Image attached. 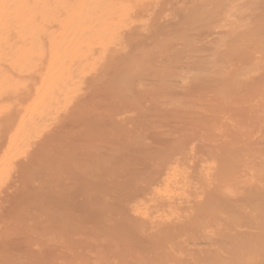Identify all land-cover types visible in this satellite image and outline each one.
Listing matches in <instances>:
<instances>
[{"label": "bare ground", "instance_id": "obj_1", "mask_svg": "<svg viewBox=\"0 0 264 264\" xmlns=\"http://www.w3.org/2000/svg\"><path fill=\"white\" fill-rule=\"evenodd\" d=\"M257 69L264 0H0L2 206L13 174L25 181L0 217V264H264V142L247 145L263 130ZM215 77L209 106L230 94L247 110L224 113L239 133L223 147L215 109L188 91ZM76 153L96 216L51 222L50 170ZM22 235L24 254L7 246Z\"/></svg>", "mask_w": 264, "mask_h": 264}, {"label": "rangeland", "instance_id": "obj_2", "mask_svg": "<svg viewBox=\"0 0 264 264\" xmlns=\"http://www.w3.org/2000/svg\"><path fill=\"white\" fill-rule=\"evenodd\" d=\"M202 33H203V31H202ZM201 33V34H202ZM207 45L205 44V47H206ZM205 49V48H204ZM240 58V57H239ZM238 58V60L236 61L235 59L236 58H234L233 60H235L234 61V63H237V64H240V63H238V61H244V58L242 57V59L240 60ZM236 65L232 68V69H235L234 70V74H235V72L237 71L236 70ZM227 70H229V69H227ZM258 71H256V73L254 74V75H252V77H251V82H252V80H254L255 79V85H256V83L258 82V81H264V74H262V72H259V71H262V69H257ZM259 72V73H258ZM229 73H233L231 70H230V72H228V74ZM258 73V74H257ZM225 75H224V78L222 79V80H224L225 79V76H226V72L224 73ZM227 74V75H228ZM259 75H261V76H259ZM256 76V78H254V79H252L253 77H255ZM229 77V76H228ZM231 77V76H230ZM258 77H259V79H258ZM216 79L213 81V82H211V83H209V84H205V86H204V84H202V86H199L198 88L197 87H192L191 86V88L188 90V91H190V92H195L196 90V94L195 95H197V94H202L203 96V98H199L198 96V98L201 100H203V99H206L202 104H201V102H199L201 105H204L205 107L207 106V108H212V110L213 109H215V110H213V112L214 113H210V114H212V116H210L209 115V117H212L214 120H216V121H214V123H215V125H216V123H220V125L219 124H217L216 126H219V127H217V128H220V129H218L220 132H219V134L220 135H218V134H216L215 133V137H218L217 139L216 138H213L214 137V134L212 133V132H209V133H207V135H208V137H210V138H213V139H215L216 141V143H218L219 144V142L221 143L220 145L223 147L224 145H223V140H224V138L227 136V135H230L229 137L230 138H232V137H235L236 135H237V132L239 133V131H237V130H235V128L233 129L231 126H224V124H225V121H226V115H228V116H230V118H232V120H234V121H237V120H239V121H241L240 120V118H243L244 116H245V114H246V112H247V110L243 113V114H241V115H237V111L239 110V109H236V108H238V106L240 105V104H238V106H237V104L236 103H234V102H236V98L234 97V95L233 96H230V94L226 97L227 99H225V100H221V99H223V97L224 96H226V95H224L222 98H220V100H218L217 102H218V104H217V102L215 103V106H209V104H211L212 102H214L213 100L215 99H213V97H211V96H213V94L216 92L215 91V89L217 88V87H219L220 85H222L221 84V82L223 83L224 81H222V80H220V78L221 77H215ZM221 82H220V81ZM214 83V84H213ZM254 84V83H253ZM215 85H217V86H215ZM214 86V87H213ZM242 86V85H241ZM209 88V89H208ZM213 88V89H212ZM240 89H241V87H239ZM192 89H195V91L194 90H192ZM205 89H207V90H205ZM211 89V90H210ZM236 89V88H235ZM199 90H200V92H199ZM243 90V89H242ZM242 90H238V88H237V92H239L240 94L241 93H244V92H246V91H242ZM207 91V93L208 94H206L207 96H205V92ZM211 91V92H210ZM212 91H215V92H212ZM249 91V90H248ZM204 92V93H203ZM233 92V91H232ZM237 92H234V93H237ZM213 93V94H212ZM238 93V94H239ZM205 96V97H204ZM215 96V95H214ZM201 97V96H200ZM207 97V98H206ZM225 98V97H224ZM228 98H230L229 100H228ZM208 99H210V100H208ZM226 100H228L226 103H224ZM234 102H233V101ZM210 101V102H209ZM220 101V102H219ZM205 102H207L206 104H205ZM229 102V103H228ZM230 102H232L233 104H232V106H231V104H230ZM250 102V101H249ZM253 102V101H252ZM219 103H224L225 105H227V106H225L224 105V107L222 106H220V104ZM246 103H248V102H246ZM245 103V104H246ZM251 103V102H250ZM199 104V105H200ZM221 104V105H222ZM244 104V105H245ZM236 105V106H235ZM218 106H219V108L221 107V111L220 110H217V108H218ZM247 106H249V105H247ZM246 105L245 106H243L242 105V107H247ZM255 106V105H254ZM235 109H234V108ZM239 107H241V105L239 106ZM218 108V109H219ZM225 108V109H224ZM244 109V108H243ZM243 109H241V111H239L240 113H242V110ZM222 110L223 111H225V112H222ZM228 110V111H227ZM215 111H216V113H215ZM219 111V113H217ZM230 111V112H229ZM229 112V113H228ZM224 113L226 114V115H224ZM234 114H236V115H234ZM217 115H220V116H217ZM224 115V116H223ZM222 116L225 118H223L224 119V122H223V120H221L222 119ZM235 116H241V117H236V118H234ZM218 117V118H217ZM220 117V118H219ZM244 118H246L247 119V116L246 117H244ZM243 118V119H244ZM221 120V121H220ZM262 123H264V121L262 120L261 121ZM260 122V123H261ZM77 123V122H76ZM76 123H74V124H76ZM260 123H258V124H260ZM227 124V123H226ZM257 124V125H258ZM257 125H252L251 126V129L253 130V131H258V130H260L261 129V127H262V129L263 130H260L259 131V135H258V139L257 138H255V140L254 139H252L251 141L249 140V138L248 139H246V142L249 140V142L247 143V145L248 144H250V146H254V145H256V146H258V145H260V144H262L263 142H264V138H262V137H260V133H262V131H263V133H264V124L262 125H259V126H257ZM79 125L78 124H76V126H71V127H74V129L75 128H77ZM254 126H256V129H254ZM223 127H224V129H223ZM227 127V128H226ZM231 129V130H230ZM82 130V128L79 130V134H80V131ZM222 130H224L225 132L223 133V131ZM226 130H227V132H226ZM233 130V131H232ZM249 130V129H248ZM82 131H84V130H82ZM81 131V132H82ZM222 131V132H221ZM251 132V130L248 132V134ZM77 134V132H74V135H76ZM79 134L75 137V136H73V135H68V137L69 138H71V139H73V140H70L68 137H66V139H65V137H62V138H64V139H61V141H64L65 143H69V142H72V141H74V142H76L75 140H77L78 139V141L81 139H83V137L82 136H84V134L81 136H79ZM223 134V137H222V139H221V135ZM227 134V135H226ZM224 135H225V137H224ZM233 135V136H232ZM263 134H261V136H262ZM219 136H220V138H219ZM75 137V138H74ZM207 139H209V138H207ZM66 140V141H65ZM151 140V139H150ZM153 140V139H152ZM69 141V142H68ZM77 141V142H78ZM258 141V142H257ZM156 142V141H155ZM260 142V144H258ZM151 144H153L152 142H150ZM199 145L201 146L202 144H199V142L198 143H196V146H198L199 147ZM202 147V146H201ZM197 148V147H196ZM204 147H202V149H203ZM66 149V148H65ZM201 150V149H200ZM199 150V151H200ZM64 151V150H63ZM64 153V152H63ZM79 153L77 154H74V155H70V156H67V157H70L69 159H68V161H67V166H64V167H61V168H55V171H53L54 170V168H52L51 170H50V172H51V175L53 176V179H55L56 180V183L54 184V186L56 187V188H54V186H53V190H55V189H57V191L59 192L58 194L59 195H61L62 194V199H60V200H58V201H62V202H58V201H56V202H54L55 203V205H54V203H52L53 204V206H51V209H50V211L53 213V219H51V220H53V221H51V222H56L57 220L56 219H58L60 222H64V220H71V221H79V223L81 222V223H86L87 221H92L93 220V217L94 216H96V215H94L95 214V212H93L92 210H89V209H85V208H83V206H82V204H84V202H86V200H87V198H86V196H85V192H84V189H82V187L83 186H81L79 183H77V179H78V177L80 176V170L82 169V167H83V165H84V162H85V160H83V163L78 159V157H79ZM75 157V158H74ZM77 157V158H76ZM81 158V157H80ZM76 161H75V160ZM71 162V163H70ZM69 163V164H68ZM74 163V164H73ZM81 163H82V165H81ZM79 166V167H78ZM71 168H73V169H71ZM75 168V169H74ZM61 170V171H60ZM76 170V171H75ZM77 172V173H75V172ZM71 172V173H70ZM15 174L16 173H14L13 175H14V179L15 180H11V182L8 184V185H10L9 186V188H8V186H7V188L5 189L6 191H7V193L6 192H3L4 194L6 193L7 194V196H8V200H7V202H4V201H6V198H7V196H6V198H5V196H3V198H5L4 199V201H2V203H4L3 204V206H2V204H1V202H0V205H1V207H0V217L1 218H6V217H4L3 215H4V213L5 214H11V213H17L16 211L17 210H19V206H20V203H19V199H14V198H17L18 196H20L21 194H19V192L20 193H22V186H20V184H22L23 185V182H25V181H23L22 179H21V182H20V178H19V174L18 175H16L17 176V178H19L18 180L15 178L16 176H15ZM54 174V175H53ZM60 175L59 176V179H57L58 177V175ZM68 176H67V175ZM66 175V176H65ZM72 175V176H71ZM62 177V178H61ZM66 177V178H65ZM70 177H71V179H70ZM75 178V179H74ZM13 179V178H12ZM14 181V182H13ZM65 182V183H63V182ZM12 182H13V184H12ZM18 184V187H17V184ZM75 183V184H74ZM57 184V185H56ZM16 185V186H15ZM61 185V186H60ZM71 186V187H70ZM19 188V189H18ZM60 188V189H59ZM78 188V189H77ZM10 189V190H9ZM21 189V190H20ZM68 189V190H67ZM82 189V190H81ZM10 191V192H9ZM13 191L15 192L14 194H13ZM19 191V192H18ZM12 192V193H11ZM71 192V193H70ZM74 193V195H72L73 193ZM83 192V193H82ZM18 193V194H17ZM83 194L82 196H81V194ZM3 194V195H4ZM79 194V195H78ZM17 195V196H16ZM78 195V196H77ZM71 196H73L72 198H71ZM11 197V200H9V198ZM13 197V198H12ZM68 197H70V198H68ZM19 198V197H18ZM73 198H75V199H73ZM13 199V200H12ZM80 199V200H79ZM82 200V201H81ZM8 201H10V202H12L13 201V203H8ZM17 201V202H16ZM5 203H6V205H5ZM15 203V204H14ZM8 204H10L13 208L11 209V206L10 205H8ZM18 204H19V206H18ZM79 206H80V209H79ZM85 206V205H84ZM4 207H5V209H4ZM6 207H8V208H6ZM16 209V210H15ZM32 209V208H31ZM30 209V210H31ZM85 209V210H84ZM5 210L7 211V212H9V213H6L5 212ZM10 210V211H9ZM86 210H88V212L90 213V215H89V213L88 212H86ZM33 211H35V213L37 212V209H33ZM2 212H4V213H2ZM93 213V214H92ZM30 214V213H29ZM56 215V216H55ZM91 215H93V216H91ZM7 217H8V215H6ZM7 219V218H6ZM55 220V221H54ZM84 221V222H83ZM51 222H50V225L49 226H51V228H53L54 226H56L55 224H51ZM60 222H59V224H60ZM53 226V227H52ZM61 226V225H60ZM55 228H57V227H55ZM24 235H22V236H20L19 237V239H18V237L17 236H15V238L13 239V241L12 240H10V239H12L11 237L8 239L9 241V243H8V247L10 246V247H13L16 251H17V249H18V251H20V254H21V252H22V254H24L23 252L24 251H21L22 249H24L25 250V248H26V246H27V242L29 241V238L25 235L24 237H23ZM29 236V235H28ZM17 238V239H16ZM22 238V239H21ZM16 239V240H15ZM18 240V241H17ZM24 240H26V241H24ZM14 241H17V242H14ZM33 241H37V239H33ZM23 242H25V243H23ZM5 243H7V241L5 242ZM20 243V244H19ZM21 249V250H20ZM48 253L50 252V246H48ZM19 254V253H18Z\"/></svg>", "mask_w": 264, "mask_h": 264}]
</instances>
